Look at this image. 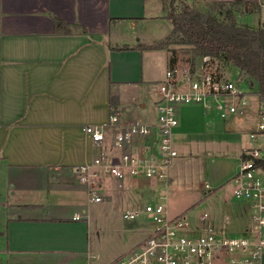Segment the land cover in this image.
<instances>
[{
    "label": "crops",
    "instance_id": "obj_1",
    "mask_svg": "<svg viewBox=\"0 0 264 264\" xmlns=\"http://www.w3.org/2000/svg\"><path fill=\"white\" fill-rule=\"evenodd\" d=\"M56 20L70 32H58ZM171 30L161 0H0V264H113L132 250L133 243L112 252L99 245L111 210L135 208L140 179L101 175L97 203L75 169L98 152L84 134L86 125L107 123L114 110L124 122L156 125L152 109L171 53L139 46L155 45ZM207 110L180 109L176 146L225 135L236 143L232 155L239 159L254 147L245 137L256 130L246 128L254 124H247L254 111L247 121L230 115L226 130ZM238 171L239 164L227 174L225 205L209 214L218 229L235 215L242 217L237 231L244 225L246 208L230 183ZM205 188L210 195L212 188ZM76 214L83 218L73 220Z\"/></svg>",
    "mask_w": 264,
    "mask_h": 264
},
{
    "label": "built area",
    "instance_id": "obj_2",
    "mask_svg": "<svg viewBox=\"0 0 264 264\" xmlns=\"http://www.w3.org/2000/svg\"><path fill=\"white\" fill-rule=\"evenodd\" d=\"M248 101L247 93L218 73L210 56H204L193 68L167 71L166 80L159 86L156 125L141 120L124 122L114 110L107 123L84 127V134L98 152L91 163L77 167L75 172L79 182L89 186L92 202L102 201L99 190L103 174L117 181L146 179L159 192L155 203L124 213L125 220H144L150 229L143 242L113 264H263L264 170L257 161L264 160V120L250 133L254 147L243 150L239 171L230 181L233 197L245 205L249 219L242 231L232 235L224 227H214L207 213L200 217V225H192L185 216L171 217L163 195V184L170 183L169 169L178 156L174 131L180 124V109L196 105L209 109L213 102L217 114L225 119L244 114ZM260 115L264 118L261 108ZM116 150L120 153L114 154ZM82 218L76 214L73 220Z\"/></svg>",
    "mask_w": 264,
    "mask_h": 264
},
{
    "label": "rangeland",
    "instance_id": "obj_3",
    "mask_svg": "<svg viewBox=\"0 0 264 264\" xmlns=\"http://www.w3.org/2000/svg\"><path fill=\"white\" fill-rule=\"evenodd\" d=\"M251 2L254 4L248 5L247 11L245 10V12L240 13L239 21L241 24L259 28L264 24V0H251ZM198 8L205 10L206 7L200 2ZM179 48L177 52L178 61L175 67L179 71H185L190 68L192 55L184 52L186 47L183 49H181L182 47ZM196 60L199 62L201 57H197ZM215 67L218 73L235 83L241 92L247 93L248 97L251 95L252 99L250 100L249 98L245 113L235 115L238 118L240 117L241 120L247 121L249 120L247 117L248 111H254L255 115L251 118V122L247 123L254 124L251 126L247 125L246 128L249 131L250 128H257L259 122L264 120L263 116L260 115L259 105L256 99L253 98L256 96L257 86H251L246 79H239V71L232 65L225 67L218 61L215 62ZM168 68L170 69V67ZM220 101L224 102V99L222 98ZM207 111L211 113L209 115H212V113L216 114L221 119V124H224L227 130L231 122L229 120L230 116L225 119L221 118L214 109L213 104ZM152 112L157 117V111H154V108ZM246 135V141L252 146L253 142L250 139V133L248 132ZM196 139L199 140H186L177 143V146L175 145L178 156L174 159L172 168L170 167L169 169V174L171 169L174 170L173 180L170 183L163 184L164 204L169 215L185 216L192 225L199 223V218L202 214L207 213L209 215L214 209H221L225 205L223 199L226 198L227 194L230 196L231 192V186L226 181L227 174L232 172L236 165L240 163V159L232 155L236 149V143L230 141L225 135L219 136V139L215 141L202 138ZM262 156H264V152H262ZM262 177L264 178V174H262ZM140 182H142L140 184L141 191L138 193V200L133 209L141 208L148 202L155 203L158 199L159 192L157 191V195L154 189L155 184L146 179H140ZM206 184L212 188L210 195L209 191L205 188ZM69 205L71 203L67 204V206ZM92 206L98 207V205ZM127 208V206H121V208L111 210L112 215L110 218H106L104 224H102L103 236L99 249L112 252L116 249L126 248L130 243L134 244L133 249L147 238L150 224L144 220H141L142 223H131L125 220L123 215ZM67 209L73 211L74 207H67ZM228 212H231L233 216L235 206H232ZM238 212L240 211L238 210ZM241 219L242 217L240 215H235L233 216V220H229V223L223 227L229 234L236 235L249 224L248 215L246 214V218H243V227L237 231Z\"/></svg>",
    "mask_w": 264,
    "mask_h": 264
},
{
    "label": "trees",
    "instance_id": "obj_4",
    "mask_svg": "<svg viewBox=\"0 0 264 264\" xmlns=\"http://www.w3.org/2000/svg\"><path fill=\"white\" fill-rule=\"evenodd\" d=\"M164 17L171 22L170 35L152 46H139L143 50L171 53L170 68L175 69L179 47L191 54L190 67L197 57L210 56L212 62L232 65L239 71V79L257 86L256 95L264 110V27L254 28L241 24L240 13L247 10L245 0H161ZM202 2L205 10L198 8ZM56 20V30L69 33L70 28ZM125 48V47H124ZM128 49V48H125ZM257 164L264 170V160Z\"/></svg>",
    "mask_w": 264,
    "mask_h": 264
},
{
    "label": "water",
    "instance_id": "obj_5",
    "mask_svg": "<svg viewBox=\"0 0 264 264\" xmlns=\"http://www.w3.org/2000/svg\"><path fill=\"white\" fill-rule=\"evenodd\" d=\"M263 27H264V24H263Z\"/></svg>",
    "mask_w": 264,
    "mask_h": 264
}]
</instances>
